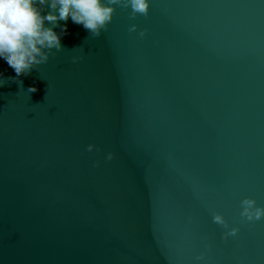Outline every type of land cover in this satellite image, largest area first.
Segmentation results:
<instances>
[{
	"label": "water",
	"instance_id": "95a60500",
	"mask_svg": "<svg viewBox=\"0 0 264 264\" xmlns=\"http://www.w3.org/2000/svg\"><path fill=\"white\" fill-rule=\"evenodd\" d=\"M130 12L60 21L16 82L0 58V264H264V0Z\"/></svg>",
	"mask_w": 264,
	"mask_h": 264
},
{
	"label": "clouds",
	"instance_id": "9594fccd",
	"mask_svg": "<svg viewBox=\"0 0 264 264\" xmlns=\"http://www.w3.org/2000/svg\"><path fill=\"white\" fill-rule=\"evenodd\" d=\"M42 6L50 9L46 15L43 14ZM117 6L131 9V19L146 17L150 12V0H0V58L16 73L9 79L16 82L20 76L30 74L33 68L39 71V66L46 64L50 56L64 50L61 40L68 34L67 23L61 25L60 21L67 22L71 19L73 23L82 25L92 37L98 38L113 21ZM46 22L52 26H46ZM57 27L61 29L59 33L54 30ZM138 27L133 24L129 31L135 32ZM146 34L147 29L139 32L141 37ZM78 59L79 57L74 58L73 62ZM2 76L0 73V77ZM2 86L4 84L0 82V87ZM37 90L30 87L28 92ZM95 147L89 145L87 150L92 151ZM113 155L109 153L107 159H113ZM241 208L240 215L247 221L264 219V207L258 206L253 198L243 199ZM213 221L225 228L229 227L222 214H216ZM238 232V228H232L224 233V238L228 239Z\"/></svg>",
	"mask_w": 264,
	"mask_h": 264
}]
</instances>
